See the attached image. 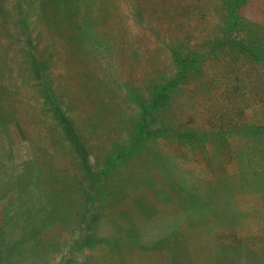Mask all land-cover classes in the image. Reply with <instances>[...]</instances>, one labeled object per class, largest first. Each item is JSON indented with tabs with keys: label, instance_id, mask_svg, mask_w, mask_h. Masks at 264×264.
<instances>
[{
	"label": "rangeland",
	"instance_id": "obj_1",
	"mask_svg": "<svg viewBox=\"0 0 264 264\" xmlns=\"http://www.w3.org/2000/svg\"><path fill=\"white\" fill-rule=\"evenodd\" d=\"M223 1L0 0V264H264V232L252 253L232 249L238 214L264 229V0L239 8L257 34L230 69L244 116L225 143L194 153L152 136L108 164L147 82L172 71L186 16L213 25ZM48 85L85 153L57 140Z\"/></svg>",
	"mask_w": 264,
	"mask_h": 264
},
{
	"label": "trees",
	"instance_id": "obj_2",
	"mask_svg": "<svg viewBox=\"0 0 264 264\" xmlns=\"http://www.w3.org/2000/svg\"><path fill=\"white\" fill-rule=\"evenodd\" d=\"M242 1L224 0L216 9L219 19L213 25L206 22L204 10H191L194 14L189 11L185 39L169 50L172 71L147 82V95L131 131V144L112 156L109 165L124 160L140 141L152 136L188 147L194 153L205 140L225 143L228 119L244 116V109L236 103L244 86L230 69L241 56L252 57L257 34L239 11ZM33 60L37 68H42L38 59ZM50 86L51 115L61 120L57 140H73L81 154L85 153L87 146Z\"/></svg>",
	"mask_w": 264,
	"mask_h": 264
},
{
	"label": "crops",
	"instance_id": "obj_3",
	"mask_svg": "<svg viewBox=\"0 0 264 264\" xmlns=\"http://www.w3.org/2000/svg\"><path fill=\"white\" fill-rule=\"evenodd\" d=\"M241 221H242V215L238 214L237 219L235 220V222H237V226L236 225L234 226L233 231H235L237 229V232L235 231L237 233V235H235V236H237V238L239 239V242L238 243L236 242L235 244L237 246L234 244L232 249H234L236 247H240L242 249L243 253L244 254L246 253L248 255V254L252 253V251H254L252 249L253 246L257 247V245H258V241L255 240L254 238L259 236L260 233L264 232V229H257V228H253V227L249 228L247 226H244ZM238 222H239V224H238ZM230 234L233 235V232H231ZM208 235L211 237L216 236L215 234H208ZM248 245H252V246H249V248H250L249 253H248V249H247ZM229 246H232V245H229ZM229 246H227V247H229ZM256 249H258V247ZM211 262H209L208 264H210ZM235 263L237 264V261ZM213 264H231V262H229V261L225 262L223 260L221 262H214Z\"/></svg>",
	"mask_w": 264,
	"mask_h": 264
}]
</instances>
